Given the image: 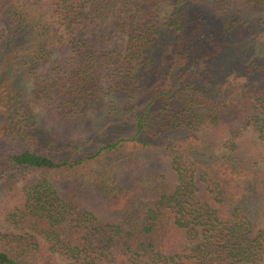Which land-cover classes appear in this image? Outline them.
<instances>
[{"label":"trees","instance_id":"trees-1","mask_svg":"<svg viewBox=\"0 0 264 264\" xmlns=\"http://www.w3.org/2000/svg\"><path fill=\"white\" fill-rule=\"evenodd\" d=\"M0 181V264H264V0H0Z\"/></svg>","mask_w":264,"mask_h":264},{"label":"rangeland","instance_id":"rangeland-1","mask_svg":"<svg viewBox=\"0 0 264 264\" xmlns=\"http://www.w3.org/2000/svg\"><path fill=\"white\" fill-rule=\"evenodd\" d=\"M42 67V73L44 72V68L46 65L41 66ZM40 67V68H41ZM33 78L32 76L24 77L20 82V89H21V96L22 101L24 104H26L27 107L30 108L32 114L34 115V128L37 130H44L50 134V136L54 138H80L89 135L93 128H96L100 126L106 119L105 115L102 114H94L89 116V122L92 126V130H85L86 132H83V134L78 132H74L73 129L69 130H63L61 126H58L56 123H54L50 119V113L45 104H42L40 101L36 100L35 97H33ZM146 158H149L152 156L151 153L146 152L145 154ZM154 162L158 164V166L161 168V171L164 173H167L169 170V158L167 155H157L152 159ZM37 178V175L35 174H28L25 178H19L16 181V184L21 185L23 183H28L31 180H34ZM5 186L2 181H0V231L2 232H18L17 229H14L13 226L9 225L7 222L3 220V211L2 208H4V202H5ZM23 230H19V233H23ZM42 242V241H41ZM55 260L58 264H70L69 262L63 260L62 258L55 257Z\"/></svg>","mask_w":264,"mask_h":264}]
</instances>
